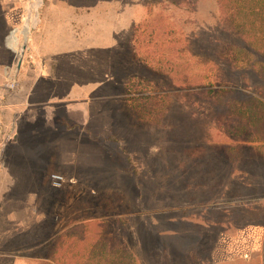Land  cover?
<instances>
[{
    "label": "rangeland",
    "instance_id": "374dc122",
    "mask_svg": "<svg viewBox=\"0 0 264 264\" xmlns=\"http://www.w3.org/2000/svg\"><path fill=\"white\" fill-rule=\"evenodd\" d=\"M222 1L0 0V264H264V32Z\"/></svg>",
    "mask_w": 264,
    "mask_h": 264
},
{
    "label": "trees",
    "instance_id": "16d2710c",
    "mask_svg": "<svg viewBox=\"0 0 264 264\" xmlns=\"http://www.w3.org/2000/svg\"><path fill=\"white\" fill-rule=\"evenodd\" d=\"M248 1H252V0H223L222 2L225 3L223 15L226 16V20L228 23L230 22L234 26H237L238 29H240L243 33L252 35V37H257L256 35L258 34L259 30L260 31L262 30L264 32V0H262L263 2L262 9L261 10L259 9V13L254 11L256 10L255 8H250V7H246L243 5L244 3ZM182 2L183 0H162V4L169 3L172 6H174L175 10H178L179 8H181L180 6ZM248 11H250V15L252 16L251 19L248 18L250 16L248 15ZM258 19L262 22V24L260 25L257 24L256 21ZM153 23L154 22L152 21V19L149 18L148 20L140 23L137 26L135 30V34H134V47H135L134 53L137 58H141L142 60H144V62L146 63L149 69L153 70L156 73L163 74L164 73L163 71L165 69L169 70V69H172L173 66H175V62H172L170 58H167L171 56L170 53L169 54L166 53L167 57L165 58L161 57L163 56V54H159L158 56H160V58L157 59V61L155 60V57H151L149 55L146 56L144 59L140 56V51L142 49L140 48L141 44L139 42L140 41L139 38L141 37L142 32L151 30L149 31L150 32L149 38H150V41H152V43H153L154 37H156V35H158L160 32V31L159 32L157 31L156 27L154 28ZM250 43L252 44V46H254V48L257 51L258 50L257 40L255 42H250ZM195 87L200 88L201 94H204V95L211 94L214 97V99H216L218 102H223L226 96H228L232 92V91L225 90V89L209 91V90L204 89L205 87L204 84H200V83L196 84ZM233 135L235 136L236 134H233ZM65 239H66V235L63 233L59 234L54 239V241L51 243V246H52L51 255H49L46 258V260L41 264H68L65 260L67 259L65 258V256H59L57 258L55 255L57 254L56 253L57 249L60 248L61 242H63ZM124 251L127 253V250H124ZM127 256H128L130 264L137 263L135 259L133 258V255L131 252H129ZM102 259L103 258L100 257V264H105ZM96 264H99V263L97 262Z\"/></svg>",
    "mask_w": 264,
    "mask_h": 264
},
{
    "label": "crops",
    "instance_id": "0c3cea01",
    "mask_svg": "<svg viewBox=\"0 0 264 264\" xmlns=\"http://www.w3.org/2000/svg\"><path fill=\"white\" fill-rule=\"evenodd\" d=\"M47 37L49 39H47L46 41L48 42L46 44V46H51V43L53 44V46H58L59 44H62L63 43V39L61 37V35H57V34H52V36L50 35H47ZM33 146H35L36 144H32ZM30 162V161H29Z\"/></svg>",
    "mask_w": 264,
    "mask_h": 264
},
{
    "label": "built area",
    "instance_id": "2783aa9c",
    "mask_svg": "<svg viewBox=\"0 0 264 264\" xmlns=\"http://www.w3.org/2000/svg\"><path fill=\"white\" fill-rule=\"evenodd\" d=\"M53 179L58 186H61L62 182L64 181L63 177L61 176H54Z\"/></svg>",
    "mask_w": 264,
    "mask_h": 264
},
{
    "label": "bare ground",
    "instance_id": "6f19581e",
    "mask_svg": "<svg viewBox=\"0 0 264 264\" xmlns=\"http://www.w3.org/2000/svg\"><path fill=\"white\" fill-rule=\"evenodd\" d=\"M33 6V5H32ZM31 8V7H30ZM34 9V8H33ZM16 41V37H15V35H12V37H11V42H15Z\"/></svg>",
    "mask_w": 264,
    "mask_h": 264
}]
</instances>
